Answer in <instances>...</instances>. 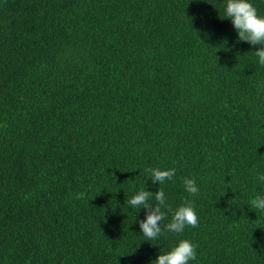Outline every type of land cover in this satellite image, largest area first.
<instances>
[{"label":"trees","instance_id":"16d2710c","mask_svg":"<svg viewBox=\"0 0 264 264\" xmlns=\"http://www.w3.org/2000/svg\"><path fill=\"white\" fill-rule=\"evenodd\" d=\"M256 47L221 0H0V264H150L180 239L189 264H264ZM158 187L148 240L127 200ZM187 202L196 226L167 231Z\"/></svg>","mask_w":264,"mask_h":264},{"label":"clouds","instance_id":"9594fccd","mask_svg":"<svg viewBox=\"0 0 264 264\" xmlns=\"http://www.w3.org/2000/svg\"><path fill=\"white\" fill-rule=\"evenodd\" d=\"M223 4V19H228L236 32L237 41L247 42L249 45L256 46L253 51L257 58L256 62L264 66V14L258 13L252 0H221ZM149 178L158 185L165 180H170L175 174V168H151L148 169ZM258 182H264V172H257ZM184 188L188 193L196 194L199 187L194 178L188 176L183 178ZM150 199L156 201L155 204L149 203ZM127 204L133 209L145 210L143 219L137 221L140 232L148 240L158 239L163 235L160 222L165 216L161 211V206L168 208L166 196L158 187L153 193L141 188L127 200ZM252 207L264 210V195H258L252 200ZM171 211V219L164 228L173 233H181L186 225L196 226L198 216L191 202L182 203ZM196 246L189 239L178 240L169 250L159 252L150 264H189L195 259Z\"/></svg>","mask_w":264,"mask_h":264}]
</instances>
